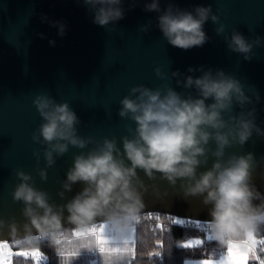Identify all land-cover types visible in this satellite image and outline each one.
<instances>
[{
  "label": "clouds",
  "instance_id": "obj_1",
  "mask_svg": "<svg viewBox=\"0 0 264 264\" xmlns=\"http://www.w3.org/2000/svg\"><path fill=\"white\" fill-rule=\"evenodd\" d=\"M123 3L124 0H83L93 14L92 22L105 28L112 25L110 31H115V23L125 16ZM135 5L136 0H132L129 10ZM144 11L158 13L156 27L163 38L184 51L203 47L209 41L204 30L209 20L218 25L215 33L223 35L228 50L242 55L245 61L255 56L254 48L264 47V38H246L236 28L225 35L220 10L214 13L211 5L188 10L168 3L162 10L160 0H150L144 3ZM41 22L57 27L61 37L66 33L63 21H51L42 15ZM151 27L149 21L140 31L147 34ZM37 35L44 38L42 33ZM49 44L54 46L55 41L50 40ZM153 71L161 80L167 79L160 66ZM197 71L199 76L191 74ZM187 72L190 74L171 72L177 86L185 92H177L169 84L156 89L144 85L129 89V95L119 102L118 115L133 121L135 128L128 127L130 135L121 137L122 148L115 137L96 142L92 137L78 135L81 121L68 102L58 103L47 93L34 97L32 102L42 122L32 140L46 146L42 152L46 168L36 169L41 181H47V168L53 167L56 158L68 152L70 145L78 149L94 143L96 146L74 156L58 195L63 199L65 192H71L77 183L84 187L65 204L50 203L49 194L35 187L31 174L15 170L19 183L11 196L14 202L23 203L22 215L28 221L27 234L15 239L16 245L36 248L40 240L57 245L67 239L68 230L62 226L65 211L68 222L80 236L88 234L96 218L102 217L107 237L124 243L140 222L145 207L143 196L149 187L156 196L161 195L155 183L145 184L139 175L143 172L151 181H166L172 188L179 184L185 198L201 197L204 205L211 206L207 227L218 249L227 252L246 248L264 225V193L253 180L255 154L232 153L226 158V149L244 146L253 134L264 137V128L256 122L255 104L260 102V95L222 69L200 66L189 67ZM237 106L239 112L234 111ZM33 156L38 165L41 152L34 150ZM210 157L213 160L208 167ZM202 167L206 170L200 171ZM4 225L5 221L0 219V228ZM9 227L11 234L17 235L14 220ZM32 228L37 235L32 234ZM87 246L93 247V241L89 240Z\"/></svg>",
  "mask_w": 264,
  "mask_h": 264
},
{
  "label": "water",
  "instance_id": "obj_2",
  "mask_svg": "<svg viewBox=\"0 0 264 264\" xmlns=\"http://www.w3.org/2000/svg\"><path fill=\"white\" fill-rule=\"evenodd\" d=\"M145 2L150 0H136L135 7L129 10L132 0H124L125 16L115 23L116 30L110 31L112 25L105 28L92 22L93 14L83 0H0V219L5 221L4 227L0 228V241L14 243L15 239L27 234L25 225L28 221L22 215L24 205L14 202L11 196L19 183L16 169L31 174L35 187L49 194L50 203L65 204L84 187L77 183L71 192H65L63 199L58 195L63 190L61 182L66 179L74 156L96 146L94 143L78 149L70 145L68 152L57 157L53 167L47 168V181H41L36 169L46 168L42 154L46 146L32 140L33 132L42 122L32 102L39 93H47L58 103H69L81 121L77 126L78 135L92 137L96 142L115 137L122 148L121 137L130 135L128 127L135 128L133 121L118 115L119 102L129 95V89L136 85L156 89L169 84L177 92H185L177 86L171 72L179 70L189 75V67L204 66L205 69H222L241 80L246 89L253 88L259 93L260 102L255 104L256 122L264 128V47L254 48L255 56L245 61L242 55L228 50L223 35L215 33L218 25L211 20L204 25L210 39L203 47L187 51L173 47L156 27L158 13L144 11ZM160 3L162 10L168 3L188 10L197 5H211L214 13L220 10L221 22L226 25L225 35L236 28L246 38H264V0H160ZM42 15L51 21L65 22V35L61 37L57 27L41 22ZM149 21L152 22L149 32H141V26ZM50 40L55 41L54 46H50ZM157 66L167 76L166 80L154 74ZM191 74L199 76L201 73ZM234 111L239 112V107ZM34 150L41 152L38 165ZM247 152L255 154L257 167L253 180L264 193V137L253 134L244 146L227 148L226 158L232 153L242 155ZM212 160L210 157L208 167ZM204 170L203 167L200 169ZM139 175L146 185L155 183L161 193L158 197L149 187L143 196L145 207L141 214L161 213L180 219L211 220V206L204 205L201 197L185 198L179 191V184L172 188L166 181H151L143 172ZM165 191L167 195H164ZM67 216L65 211L62 226L73 231L75 226L68 222ZM13 220L15 236L9 227ZM98 222H103V218L97 217L95 223ZM31 231L37 235L34 228ZM192 239H202L205 245L204 238L188 240Z\"/></svg>",
  "mask_w": 264,
  "mask_h": 264
},
{
  "label": "snow or ice",
  "instance_id": "obj_3",
  "mask_svg": "<svg viewBox=\"0 0 264 264\" xmlns=\"http://www.w3.org/2000/svg\"><path fill=\"white\" fill-rule=\"evenodd\" d=\"M148 219L160 220V217H147ZM171 223H182L171 219ZM157 227L163 231L164 225L157 224ZM72 236L81 241H87L89 237L93 238L95 247H89L86 243H82L75 250L67 251L63 248H58V255L62 258L63 264H73V258L81 255V249L87 250L88 252H98L99 255L105 257L104 264H114L111 257L117 258L118 264H132V261L136 258V241H135V230L130 234L128 239L124 243H117L110 240L106 235V226L103 223L94 224L89 230V233L80 236L79 233L73 231ZM37 239H41L37 237ZM208 239H212L211 236ZM73 244V240H61L57 245L63 243ZM204 241L202 239L188 240L179 246L189 249L198 248L203 246ZM157 244L162 246L161 241H157ZM264 254V234H254L251 240L248 242L246 248L238 249L232 248L230 251L220 252L219 259H201L197 262H186V264H264L262 255ZM154 256H161L160 252L152 253ZM23 258L25 261H31L32 264H46L48 257L43 255L41 250L33 249L31 251H20L15 250L12 245L6 241H0V264H13V258Z\"/></svg>",
  "mask_w": 264,
  "mask_h": 264
},
{
  "label": "trees",
  "instance_id": "obj_4",
  "mask_svg": "<svg viewBox=\"0 0 264 264\" xmlns=\"http://www.w3.org/2000/svg\"><path fill=\"white\" fill-rule=\"evenodd\" d=\"M144 220L137 225V245H136V258L133 264H184L186 260H201L210 256L212 250L220 252L224 251L218 249L217 242L208 239L206 235L192 230L180 223H171V219L182 221L173 216L162 214V218L166 221L164 230L161 231L157 228L156 222L153 219H148V215L141 214ZM72 231H68V234ZM264 234V225L260 227L257 233ZM200 237L205 239V245L198 249H183L180 244L184 243L190 238ZM161 241L162 246L157 244ZM15 250L31 251L39 249L43 255L48 257L46 264H58L57 260V246L53 245L47 240H40L36 248H22L16 243H9ZM160 252L161 256L151 255L152 253ZM13 264H32V262L25 261L23 258L13 259Z\"/></svg>",
  "mask_w": 264,
  "mask_h": 264
},
{
  "label": "crops",
  "instance_id": "obj_5",
  "mask_svg": "<svg viewBox=\"0 0 264 264\" xmlns=\"http://www.w3.org/2000/svg\"><path fill=\"white\" fill-rule=\"evenodd\" d=\"M64 241L67 240H73L74 243L73 244H67L66 242L63 243L62 245L57 246V260H58V264H63V260L64 258L60 257L58 255V248H63L67 251H72L75 250L77 248V246H79L82 243H88L89 240L93 241V248L95 247V242L93 240V238L89 237L87 241H81L78 239H73L71 233L68 234V238L67 239H62ZM135 241H136V245H137V226L135 228ZM81 255L79 257L73 258V264H104V260L105 257L103 255H99L98 258H94L93 257V252H88L87 250H82L81 249ZM111 259L113 260L114 264H118L117 262V258L115 256L111 257ZM208 259V258H206ZM199 260H186L184 264H186V262H197ZM133 264V261H132Z\"/></svg>",
  "mask_w": 264,
  "mask_h": 264
},
{
  "label": "built area",
  "instance_id": "obj_6",
  "mask_svg": "<svg viewBox=\"0 0 264 264\" xmlns=\"http://www.w3.org/2000/svg\"><path fill=\"white\" fill-rule=\"evenodd\" d=\"M151 217H157L159 216L160 217V220L157 221L155 219H153L155 222H156V225L157 224H163L164 227L166 225V221L162 218V214L161 213H150V214H146ZM180 219V218H178ZM144 220V218H140V222L141 223L142 221ZM182 220V223H180L181 225L183 226H186L192 230H195L197 232H199L200 234H203V235H206L207 237L211 236L210 234V230L208 229L207 227V222L205 221H197V220H189V219H181ZM100 223H103V222H98V223H95V224H100ZM158 228V227H157ZM262 255V259H264V254H261ZM93 257L94 258H98L99 257V253L98 252H93Z\"/></svg>",
  "mask_w": 264,
  "mask_h": 264
},
{
  "label": "rangeland",
  "instance_id": "obj_7",
  "mask_svg": "<svg viewBox=\"0 0 264 264\" xmlns=\"http://www.w3.org/2000/svg\"><path fill=\"white\" fill-rule=\"evenodd\" d=\"M74 231V230H73ZM219 259V254L216 250H212L208 259ZM14 259V258H13ZM193 260V259H190Z\"/></svg>",
  "mask_w": 264,
  "mask_h": 264
}]
</instances>
